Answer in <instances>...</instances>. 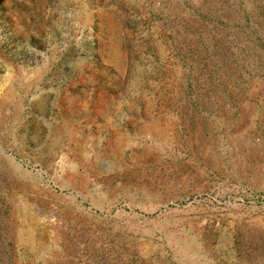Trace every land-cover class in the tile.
Returning <instances> with one entry per match:
<instances>
[{"label":"rangeland","instance_id":"rangeland-1","mask_svg":"<svg viewBox=\"0 0 264 264\" xmlns=\"http://www.w3.org/2000/svg\"><path fill=\"white\" fill-rule=\"evenodd\" d=\"M0 264H264V0H0Z\"/></svg>","mask_w":264,"mask_h":264}]
</instances>
